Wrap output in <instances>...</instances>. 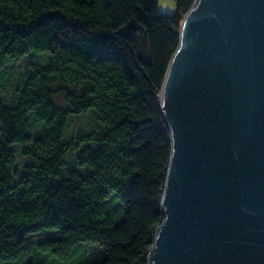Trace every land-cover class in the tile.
<instances>
[{
  "label": "trees",
  "instance_id": "obj_1",
  "mask_svg": "<svg viewBox=\"0 0 264 264\" xmlns=\"http://www.w3.org/2000/svg\"><path fill=\"white\" fill-rule=\"evenodd\" d=\"M195 0H0V264H149L171 153L158 105ZM87 124L74 127L75 118Z\"/></svg>",
  "mask_w": 264,
  "mask_h": 264
},
{
  "label": "water",
  "instance_id": "obj_2",
  "mask_svg": "<svg viewBox=\"0 0 264 264\" xmlns=\"http://www.w3.org/2000/svg\"><path fill=\"white\" fill-rule=\"evenodd\" d=\"M158 105L171 153L149 264H264V0H195Z\"/></svg>",
  "mask_w": 264,
  "mask_h": 264
},
{
  "label": "rangeland",
  "instance_id": "obj_3",
  "mask_svg": "<svg viewBox=\"0 0 264 264\" xmlns=\"http://www.w3.org/2000/svg\"><path fill=\"white\" fill-rule=\"evenodd\" d=\"M174 8L173 0H159L158 3V11L160 13H171ZM35 59L33 56H26L24 58L19 59H7L2 65V72L5 76L4 79L6 81V86L3 90L0 91V94L7 98V100H11L13 95V88L16 83H18L21 79V75L25 70V66L29 61ZM87 116L83 115L81 117L75 118L73 120V125L76 128H82L86 126Z\"/></svg>",
  "mask_w": 264,
  "mask_h": 264
}]
</instances>
